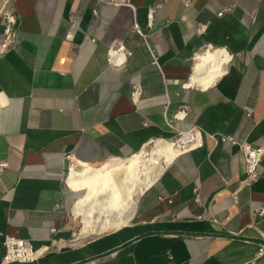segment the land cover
Returning <instances> with one entry per match:
<instances>
[{"label":"crops","instance_id":"crops-1","mask_svg":"<svg viewBox=\"0 0 264 264\" xmlns=\"http://www.w3.org/2000/svg\"><path fill=\"white\" fill-rule=\"evenodd\" d=\"M4 2L18 40L0 52V264L264 263V157L245 185L238 146L214 137L264 144V0ZM3 29L0 13V44ZM118 43L130 53L111 64ZM208 44L228 59L208 86L190 85ZM183 104L175 125L197 124L203 143L165 164L127 224L76 236L83 189L69 187L65 155L98 165L172 139ZM7 234L42 253L2 263Z\"/></svg>","mask_w":264,"mask_h":264},{"label":"bare ground","instance_id":"bare-ground-1","mask_svg":"<svg viewBox=\"0 0 264 264\" xmlns=\"http://www.w3.org/2000/svg\"><path fill=\"white\" fill-rule=\"evenodd\" d=\"M201 50L195 55L188 84L208 86L222 71L228 54L222 48ZM122 54L114 63H121ZM151 142L148 156L144 148L126 157H112L95 165L80 161L81 169L70 165L67 183L72 189H83L76 198L73 211L83 221L79 233L117 229L132 218L141 192L159 176L165 164L177 155L175 137L157 138Z\"/></svg>","mask_w":264,"mask_h":264},{"label":"built area","instance_id":"built-area-1","mask_svg":"<svg viewBox=\"0 0 264 264\" xmlns=\"http://www.w3.org/2000/svg\"><path fill=\"white\" fill-rule=\"evenodd\" d=\"M9 1V0H7ZM2 5L0 13L3 19L4 29H3V39L0 44V52H4L5 49L12 47L18 40V21L17 15L13 10L5 5ZM153 12L154 7L150 9ZM134 28L140 31L139 26L135 23ZM213 48L212 45H206L205 49ZM130 53V51L122 43L111 45L107 51L108 62L113 64L118 59V54ZM194 54V59H195ZM186 85V83L184 84ZM141 89L139 86L133 88L131 96L134 100H137L140 95ZM189 107L186 104L179 106L172 114L170 119H168L169 125L176 129L175 145L173 146L177 155L183 152L190 151L191 149L200 146L203 143V134L201 128L197 124H189L184 128H180L175 125L176 121H185L188 118ZM214 136V135H213ZM218 141H229L232 144L238 146L239 150L243 156L244 172L245 176L242 179V183L245 185H251L260 177V164L264 157V144H254L247 140H238L233 135H220L214 136ZM66 158L68 160V170L70 165H75L76 162H80L75 159L71 154L67 153ZM7 161L0 160V172L4 170L7 166ZM235 196V194H234ZM264 212V208L259 210V213ZM74 234L75 231H74ZM6 251L2 257V263H8L11 261H32L35 260L43 251V248L33 247L32 244L24 238L16 235L7 234L4 239ZM245 264H258L255 260H252ZM264 264V263H262Z\"/></svg>","mask_w":264,"mask_h":264},{"label":"rangeland","instance_id":"rangeland-1","mask_svg":"<svg viewBox=\"0 0 264 264\" xmlns=\"http://www.w3.org/2000/svg\"><path fill=\"white\" fill-rule=\"evenodd\" d=\"M194 62H195V60H194ZM171 140V139H170ZM154 145V143L153 142H150L147 146H145L144 147V149H145V151L147 152L146 154H145V156H148L149 155V152H151V147ZM75 168H77V169H81L82 168V165L79 163V162H76L75 163ZM68 170H67V173H66V177L68 176ZM83 192H84V190H82ZM77 195V194H76ZM75 195V198L77 197ZM74 198V199H75ZM74 199H72V201L70 202V208H71V212H72V214H73V217H74V226H73V229H74V231H75V233H76V236H89V235H93V234H96V233H99V232H103V231H106V230H110V229H104V230H102V231H99V232H96V231H91V232H89V233H87V234H85V235H83L82 233H79L80 231H81V229H82V226H83V221H82V219H81V215H76L75 213H74V211H73V207H72V205H73V202H74Z\"/></svg>","mask_w":264,"mask_h":264}]
</instances>
